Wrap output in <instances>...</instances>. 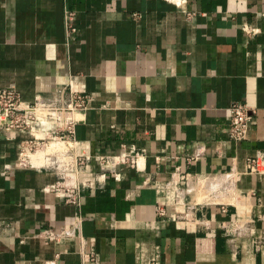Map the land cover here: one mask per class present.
<instances>
[{
	"label": "crops",
	"instance_id": "1",
	"mask_svg": "<svg viewBox=\"0 0 264 264\" xmlns=\"http://www.w3.org/2000/svg\"><path fill=\"white\" fill-rule=\"evenodd\" d=\"M173 1L0 0V89L83 97L89 157L75 206L44 191L50 161L16 167L33 131L0 137V264H264V0ZM232 103L254 111L242 142ZM128 151L132 170L99 159Z\"/></svg>",
	"mask_w": 264,
	"mask_h": 264
},
{
	"label": "built area",
	"instance_id": "2",
	"mask_svg": "<svg viewBox=\"0 0 264 264\" xmlns=\"http://www.w3.org/2000/svg\"><path fill=\"white\" fill-rule=\"evenodd\" d=\"M173 4L179 6L180 2L174 0ZM86 108V100L75 93L70 92L68 100L60 106L52 103H43L37 99L28 104L21 100L17 91L13 88L0 89V137L12 135L15 132H34L32 140L25 142L20 149L16 167L32 166L44 163L43 159L50 161L48 166L53 167L57 180L46 186L44 191L52 193L64 203L80 205L81 193L87 183L81 180V175L87 171L88 156L74 151L73 128L77 116ZM228 137L234 142H242L248 139L253 120L254 111L244 103H232L228 109ZM43 120L45 124H40ZM46 158H49L46 159ZM139 155L132 151L120 153L110 157H100L104 167H121L123 170L135 169L138 165ZM259 157L250 160V164L259 161ZM264 159V154L261 157ZM116 180L120 179V173H114ZM173 185L171 193L177 197L176 187ZM174 189V190H173ZM156 214L165 216V208L157 207ZM46 241H56L59 234L47 229L40 235ZM61 236V234H60ZM91 261L97 264V259L91 257ZM147 264H158L151 260Z\"/></svg>",
	"mask_w": 264,
	"mask_h": 264
},
{
	"label": "bare ground",
	"instance_id": "3",
	"mask_svg": "<svg viewBox=\"0 0 264 264\" xmlns=\"http://www.w3.org/2000/svg\"><path fill=\"white\" fill-rule=\"evenodd\" d=\"M40 124L42 125V124H45V122L43 121V120H40Z\"/></svg>",
	"mask_w": 264,
	"mask_h": 264
}]
</instances>
